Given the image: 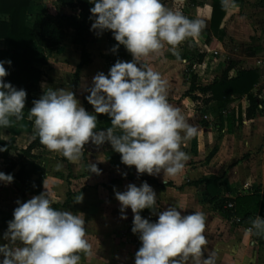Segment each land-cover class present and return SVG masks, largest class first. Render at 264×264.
I'll use <instances>...</instances> for the list:
<instances>
[{"label":"crops","instance_id":"0c3cea01","mask_svg":"<svg viewBox=\"0 0 264 264\" xmlns=\"http://www.w3.org/2000/svg\"><path fill=\"white\" fill-rule=\"evenodd\" d=\"M178 1L187 5L188 11L184 10L186 17L202 19L203 29L209 27L212 0ZM237 4L238 0H228L226 15L222 22V26L226 29L234 27V23L228 21L236 19V9L239 8ZM189 5L191 8H188ZM62 13L77 12L58 6L57 0L30 1L27 26L31 27L36 15L41 14L57 27L64 29L67 34L65 41L56 47L42 49L35 42L32 43L31 47L42 52L47 58L45 65L33 62V66L39 69L40 73L32 78L35 85L32 94L39 99L45 90L42 84L53 89L67 88L72 90L85 109L92 113L93 106L86 99L89 94L87 89L92 86V78L101 71L108 73L118 59L130 61L132 56L129 53L127 56L118 57L108 51L105 44L103 49H98L97 42L101 40L106 42V38L104 35H96V41L88 46L92 61L80 70L75 81L74 74L80 60V46L75 43L74 30L61 17ZM7 19V15L0 14L1 21ZM247 29L250 32L249 28ZM226 36L222 40L227 38ZM186 40L189 42L186 44L182 42L177 48L180 53L179 59L167 50V46L162 57L149 58V66L167 81L169 103L180 108L188 123L197 128V134L182 144V150L190 157L182 173L174 178H168L166 183L163 180V172L156 176L147 173L138 175L135 166L123 164L120 154L113 151L107 143L100 146L87 143L82 158L75 163L58 152L49 151L46 147L33 151L37 157L33 160L45 172L41 192L45 191L44 185H46L53 204H62L69 195L71 199L69 205L59 210H69L84 215L86 238L92 244L93 255L86 257L81 253V264H135V254L141 246V241L138 234L131 231L134 214L129 207L126 209L127 219L121 218L120 202L115 196V191L123 192L129 183L139 186L144 181L156 192L159 207L156 213L149 209L142 210V217L150 219L151 216H158L159 212L169 206L184 203L188 209L181 210L182 215L201 211L206 216L205 236L208 245L204 253L205 257L209 253L213 254L216 264H264V238L263 242H260L255 230L251 233L247 231L251 225H243L238 215L235 213L228 215L224 211L226 205L233 202H228L222 208L225 198L235 199L248 194L260 196L258 210L261 202L264 201V148L257 152V149L254 150L256 145L264 144L262 141L264 117L246 118L248 103L246 96H243L233 97L226 105L225 110L232 120L226 121V114L221 121L215 109L216 102L203 104L204 99L209 96L208 93L195 90L186 94L193 76L196 86H205L219 75L215 69V62L219 59H214L210 64L207 57L210 54L218 55L221 43L219 41L215 48L210 49L203 35L189 37ZM0 50L15 49L6 40L0 39ZM199 54H204L203 60L201 62L197 58L193 60ZM107 56L110 58L108 59ZM205 65H209V68L199 74V69ZM236 66L239 64L235 63L228 73L229 77H232L230 75L232 71L238 70ZM187 67H192V72H188ZM63 73L66 75L64 80L58 78ZM206 113L210 117L209 120L202 118V114ZM96 115L97 131L105 129L102 117L104 114ZM11 119L10 127H0V139L11 145L9 158L17 161L20 152L34 139V126L32 119L25 114L21 120ZM239 120L242 126L238 124ZM243 153L245 158L241 160L239 155ZM90 163L97 165L101 170L100 174L90 173L88 168ZM6 165L7 162L0 159V171L4 172ZM17 170L18 168L9 173L14 177ZM123 173L127 175L124 176ZM213 176L218 178L215 187L205 183ZM33 178L37 176L33 175ZM22 191L23 185L15 177L12 183L0 182V244L8 243L3 239L7 227L1 226L2 219L7 218L8 221L13 219V211L18 206L16 203L18 199L26 202L35 196L31 194L22 196ZM79 195H83V201L74 203ZM258 210L250 212L248 219L254 220L257 216L264 218ZM8 215L11 217L8 218ZM0 259H3L2 255Z\"/></svg>","mask_w":264,"mask_h":264},{"label":"clouds","instance_id":"9594fccd","mask_svg":"<svg viewBox=\"0 0 264 264\" xmlns=\"http://www.w3.org/2000/svg\"><path fill=\"white\" fill-rule=\"evenodd\" d=\"M90 31L102 35L111 30L118 43L131 54L130 61L117 60L108 73L98 72L87 89L90 113L75 93L67 88H45L41 97L33 101L28 116L33 120V138L49 151L58 152L70 162H78L84 146L91 142L105 143L121 156V162L135 166L137 174L156 176L163 172V180L183 172L189 155L182 144L197 134L180 108L169 103L167 81L149 66V58L162 57L166 50L178 59V46L189 37H196L204 27L202 19H190L178 10L165 6L163 0H88ZM225 6L228 0H222ZM0 60V127L7 128L12 119L24 116L27 92L17 88L5 77L10 73ZM107 114L111 125L97 131V115ZM7 145L0 147V152ZM59 167V166H58ZM90 173L100 174L96 164L88 165ZM122 175L126 176L127 173ZM11 173L0 171V182L12 183ZM26 202L16 201L13 219L0 244V264H81V253L93 255L92 244L86 238L83 214L53 207L48 189ZM115 191V189H114ZM120 202L122 219L126 209L133 212L131 231L138 234L141 246L135 254V264H216L213 254L205 257L208 239L205 236L206 216L201 211L182 215L186 204L177 203L158 213L153 222L142 217L141 211L156 213L157 194L146 181L137 186L129 183L123 192L115 191ZM83 195L75 198L81 203ZM179 209V210H178ZM264 235V218L257 216L247 229L249 233ZM19 242V243H18Z\"/></svg>","mask_w":264,"mask_h":264},{"label":"trees","instance_id":"16d2710c","mask_svg":"<svg viewBox=\"0 0 264 264\" xmlns=\"http://www.w3.org/2000/svg\"><path fill=\"white\" fill-rule=\"evenodd\" d=\"M31 0H0V14L8 16L6 21L0 20V39L6 40L9 45L15 50H0V60H11V65L5 64V68L9 71V75L5 77L6 82H10L17 88H23L27 92L24 114L28 116L29 110L33 107V101L37 98L32 94L35 87L32 82L34 75L40 73V70L33 66V62L47 64L46 56L31 47L32 43H36L42 49H48L61 45L66 39V31L57 27L46 19L43 15H36L33 25L27 26V10ZM58 6L67 7L75 10L77 13L65 14L61 17L74 30V40L80 46V60L76 66L74 78H78L80 70L91 63V54L88 51V46L96 41V34L90 31L92 20L90 16V8L94 5L88 0H57ZM227 6L222 0H212L210 24L207 29H202L199 35L205 37V43L210 49L215 48L217 43L225 36V29L222 26L223 19L226 15ZM102 35L106 38L107 50L112 52L115 41L112 31H105ZM113 53V52H112ZM118 57H124L129 54L123 45H120L118 51L114 53ZM204 54H199L197 60L201 62ZM235 63L230 64L224 69L221 75L215 77L209 84L205 86H196L195 77L191 80V86L186 91L190 94L195 90L202 93H208L209 96L204 99L203 104H208L211 101L216 102V112L219 119L223 121V110L227 109L226 105L233 99L246 96L247 109L246 118L250 119L256 116V100L253 98L251 91L253 87L260 81L261 71L258 69H238L234 76L229 77V71L234 67ZM103 127L105 129L112 127L111 118L104 114ZM15 120V118H13ZM231 116L227 114L226 121L230 122ZM232 120V119H231ZM18 121V120H15ZM33 121V120H32ZM231 124V123H230ZM32 125V122H30ZM7 145V150L0 152V159L7 162L4 172L9 173L18 168L14 177L22 183V196L28 194L38 195L41 193L43 185L44 169L37 164L33 159L37 158L33 154L34 150L45 148L46 146L40 143L39 137L36 136L28 146L23 149L18 155L17 161L9 158L11 145L0 139V147ZM36 175L37 178H33ZM218 181L217 177H210L205 181L207 185L215 187ZM212 198V196H211ZM70 196L62 204H53L56 209L65 208L70 203ZM228 202H233L232 208H225L224 211L228 215L235 213L240 217L243 225H251L253 220H249L250 212L258 210L260 204V196L256 194H248L239 196L235 199L225 198L222 202L226 205ZM258 213L264 216V201L261 202ZM11 216L8 215V218ZM8 219L3 218L1 226L7 227ZM260 242H263L264 235H257Z\"/></svg>","mask_w":264,"mask_h":264},{"label":"rangeland","instance_id":"374dc122","mask_svg":"<svg viewBox=\"0 0 264 264\" xmlns=\"http://www.w3.org/2000/svg\"><path fill=\"white\" fill-rule=\"evenodd\" d=\"M163 2L167 8L178 10L182 12L184 16V10L188 11L186 8L187 5L178 0H163ZM237 5H239V8L238 10L236 9V19L228 21V23L232 21L234 23V27H229L228 29L224 27V29H226L225 35H227V38L224 39L225 41H220L221 43L218 49L219 56L209 53L210 55L207 57V60L211 64L214 59H219V61L215 62V69L219 75L232 63L239 64V66H236V69H250L255 64H259L260 68H262L260 71L262 70L261 73L264 74V0H238ZM188 8H191L190 5ZM247 28H249L250 32H248ZM236 29L237 32H235ZM188 42L189 41L186 40L183 43L186 44ZM97 43L99 47L98 49L100 50L103 49V44L106 46V42L103 40L98 41ZM104 55L106 56V54ZM107 58L109 59L110 57L107 56ZM196 58L197 56H195L193 60ZM208 68L209 65H205L199 69V74L202 70L206 71ZM186 70H188V72H192L193 68L191 67ZM235 72L236 71H232L230 75L233 76ZM65 77V73H63L62 76L58 78H63L64 80ZM238 124L240 126L243 125L241 124V120H239ZM256 146V148L254 147V150L257 149L256 152L261 151V149L264 148L263 143ZM248 155L249 153H247V156ZM239 156L241 160L245 158L244 153Z\"/></svg>","mask_w":264,"mask_h":264},{"label":"built area","instance_id":"2783aa9c","mask_svg":"<svg viewBox=\"0 0 264 264\" xmlns=\"http://www.w3.org/2000/svg\"><path fill=\"white\" fill-rule=\"evenodd\" d=\"M216 53V52H215ZM253 69H262L260 68L259 64H255L253 67ZM262 71V70H261ZM252 96L253 98L256 100V116H263L264 117V74L261 73V78L260 81L253 87L252 89ZM201 104H198V106ZM223 115L226 116L227 114V110H223ZM202 118L205 120H209L210 117L209 115L206 114H202ZM227 208H232L233 204L232 203H228L226 205ZM158 219V216H151L150 220L155 222Z\"/></svg>","mask_w":264,"mask_h":264}]
</instances>
